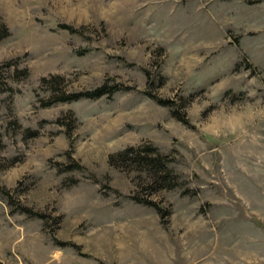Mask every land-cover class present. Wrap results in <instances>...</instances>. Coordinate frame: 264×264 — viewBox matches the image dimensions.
Segmentation results:
<instances>
[{
  "label": "rangeland",
  "instance_id": "rangeland-1",
  "mask_svg": "<svg viewBox=\"0 0 264 264\" xmlns=\"http://www.w3.org/2000/svg\"><path fill=\"white\" fill-rule=\"evenodd\" d=\"M0 26V264H264V0H0Z\"/></svg>",
  "mask_w": 264,
  "mask_h": 264
},
{
  "label": "trees",
  "instance_id": "trees-1",
  "mask_svg": "<svg viewBox=\"0 0 264 264\" xmlns=\"http://www.w3.org/2000/svg\"><path fill=\"white\" fill-rule=\"evenodd\" d=\"M64 28H68L67 26H63ZM0 26V38L2 37ZM52 87H56V80H53ZM118 88L110 86V88H105L104 86H100L94 88L92 90H86L82 92H72V93H64L63 91L53 93L51 91V96L45 105H50L56 102H67L71 100H77L80 98H91L95 99L102 96L105 93H112L116 91ZM155 101L159 104L164 105V101L159 99H155ZM132 153V152H131ZM122 158H126L127 150L119 153ZM132 157L128 158L132 160L134 165L140 170H144L148 173L150 178V184L152 185L154 190L158 189H171L180 185L179 176L173 172L171 167L169 166V160L161 153H159L153 147H146L143 150L135 151L132 153ZM185 193V190H183ZM134 201L151 206L155 209V211L159 214L160 219L163 217V212L160 211L150 200L133 198ZM20 212L26 213L25 208H21ZM35 215V214H32ZM162 223V222H161Z\"/></svg>",
  "mask_w": 264,
  "mask_h": 264
}]
</instances>
